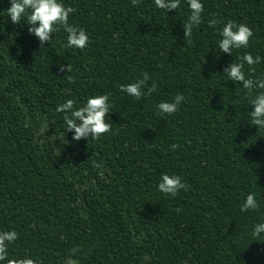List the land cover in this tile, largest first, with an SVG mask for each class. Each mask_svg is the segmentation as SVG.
I'll use <instances>...</instances> for the list:
<instances>
[{"label": "trees", "instance_id": "16d2710c", "mask_svg": "<svg viewBox=\"0 0 264 264\" xmlns=\"http://www.w3.org/2000/svg\"><path fill=\"white\" fill-rule=\"evenodd\" d=\"M61 2L75 9L69 24L87 32V48L67 47L62 27L41 46L26 21L11 22L10 0H0V232L18 233L8 258L264 264V233L252 234L264 222V128L250 125L249 105L264 90L249 96L223 73L250 53L262 62L254 74L245 63L246 77L264 76V0H201L191 42L182 27L187 0L168 13L154 0ZM213 18L250 27L249 46L219 51L224 24L209 27ZM144 72L157 84L151 95L137 101L119 90ZM177 93L185 97L178 111L157 114ZM102 94L111 132L73 140L57 105L73 99L78 109ZM163 174L180 176L187 191L161 192ZM250 193L259 207L241 212Z\"/></svg>", "mask_w": 264, "mask_h": 264}, {"label": "clouds", "instance_id": "9594fccd", "mask_svg": "<svg viewBox=\"0 0 264 264\" xmlns=\"http://www.w3.org/2000/svg\"><path fill=\"white\" fill-rule=\"evenodd\" d=\"M155 5L165 10L167 13L171 10H177L180 7L181 0H154ZM139 0H131L133 7L138 6ZM190 9V15L187 22H184L182 27L184 31V42H191V36L194 27L199 26L204 13V4L201 0H187ZM75 11L70 6H65L61 0H10V7L6 10L8 17L13 24H19L22 20L28 24L29 34L38 38L40 45L44 46L45 42L51 44L54 33L58 32L60 27L67 33V44L69 48L85 49L88 47L90 40L87 32L83 28H77L69 24V16ZM223 23L222 30L219 35L222 37L218 41V49L223 53L232 55L234 49L247 48L254 33L250 27L243 23H237L228 20L224 23L221 20L213 18L208 21V26L215 28L218 24ZM239 62H232L223 70L227 74L228 80L234 83H240L247 90L250 96L253 90H264V76L257 77L255 80L246 77L244 71L245 63L249 66L248 71L251 74L255 73L256 64L262 62L260 56L255 58L250 53L237 58ZM57 67L60 72L71 73L73 71L70 64H60L57 62ZM142 78L129 84H122L119 90L134 97L137 101L144 98L146 95H151L157 89L155 81L149 86L148 81L151 79L147 72L141 74ZM68 82L73 84L76 78L72 75L68 76ZM146 89V92L144 91ZM65 92L71 94V89H65ZM185 97L177 93L173 101H162L156 105L157 114L172 115L178 111V106ZM76 101L67 99L64 103L57 105L56 111L65 113L63 120L66 124V132H74L73 140L81 139H100L101 136L111 132L112 123L108 116L110 108L109 94L95 95L89 97L86 103L75 108ZM249 105L253 110L250 111V125H255L264 128V91H259L254 98L249 99ZM172 151L178 148L177 144L170 146ZM94 166L100 167L93 161ZM158 188L164 194H170L175 197L181 190L187 191L188 185L183 183L178 175L169 176L163 174ZM259 207L255 194L247 195L245 202L241 205L240 211L255 210ZM264 233V222L255 225L253 236L258 237ZM18 239V233L15 231L0 232V261H7V264H36V261L29 258L9 259L8 244ZM79 252L78 248L71 249V255L75 256ZM64 264H80L78 259L71 257L64 261Z\"/></svg>", "mask_w": 264, "mask_h": 264}]
</instances>
